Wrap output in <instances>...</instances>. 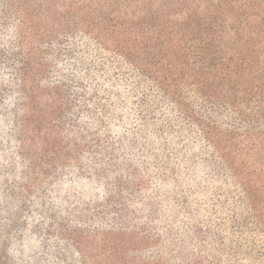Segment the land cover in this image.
I'll list each match as a JSON object with an SVG mask.
<instances>
[{
    "label": "trees",
    "instance_id": "trees-1",
    "mask_svg": "<svg viewBox=\"0 0 264 264\" xmlns=\"http://www.w3.org/2000/svg\"><path fill=\"white\" fill-rule=\"evenodd\" d=\"M0 264H264V0H0Z\"/></svg>",
    "mask_w": 264,
    "mask_h": 264
}]
</instances>
